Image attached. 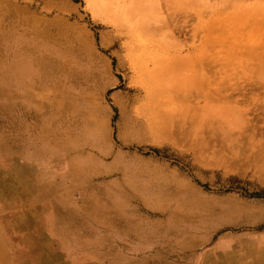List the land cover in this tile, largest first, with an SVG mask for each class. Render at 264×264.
<instances>
[{
    "label": "rangeland",
    "instance_id": "1",
    "mask_svg": "<svg viewBox=\"0 0 264 264\" xmlns=\"http://www.w3.org/2000/svg\"><path fill=\"white\" fill-rule=\"evenodd\" d=\"M159 1L0 0V264H264V0Z\"/></svg>",
    "mask_w": 264,
    "mask_h": 264
},
{
    "label": "bare ground",
    "instance_id": "2",
    "mask_svg": "<svg viewBox=\"0 0 264 264\" xmlns=\"http://www.w3.org/2000/svg\"><path fill=\"white\" fill-rule=\"evenodd\" d=\"M164 4V3H163ZM154 5H155V11L158 13V11H159V13L160 14H162L161 16H159V18L160 19H157V20H159L158 22H154V24H152L151 26H149L148 27V29L153 33V34H157L158 32L161 34V33H164L167 37H172L173 38V34H172V31H171V33L170 32H166V31H163V32H160V25H165V30H167V28L169 29V23L168 24H166V19H167V16H165L164 17V14H163V11H162V6H161V4H160V1L159 0H155V2H154V4H153V7H154ZM234 5H237V2H235L234 3ZM158 7V8H157ZM157 9V10H156ZM153 10V11H154ZM155 17V16H154ZM229 20H230V23L231 24H236L237 22H240L241 20H242V18H241V14L240 13H234V14H232V15H230L229 17H227ZM154 19H156V17L154 18ZM173 19V18H172ZM158 23V24H157ZM159 23H162V24H159ZM144 27H146V24H144L143 25ZM210 31H211V29H213L212 27H210V28H208ZM170 30V29H169ZM168 30V31H169ZM174 30V29H173ZM231 30V29H230ZM174 32V31H173ZM231 33H234L233 31H231ZM231 35H233V34H231ZM191 52V51H190ZM200 55H201V53H199ZM193 55L194 54H192V55H189L191 58L193 57ZM208 55V54H207ZM206 54H205V56H207ZM178 57V56H177ZM176 57V58H177ZM197 57V56H196ZM196 57H195V59H196ZM209 57H210V55H209ZM191 58L189 59V62L190 63H192L193 61V59H194V57L192 58V60H191ZM201 58H205L204 56L203 57H201ZM208 58V57H207ZM194 59V60H195ZM218 59V58H217ZM202 60V59H201ZM178 62H180V63H178L177 65H178V68L180 67L181 69H179V70H177V72H181L182 70H183V68H184V66L183 65H185L184 64V62H183V64L181 63V61H179V60H177ZM196 61H198L199 63H200V60L199 59H197ZM205 61H207V62H210V60L208 61V59H206ZM215 61V60H214ZM186 62V61H185ZM195 62V61H194ZM197 62V63H198ZM198 63V64H199ZM179 65H181V66H179ZM200 65V64H199ZM206 65H207V63H206ZM203 67H204V65H202ZM206 68V67H205ZM176 69H177V67H176ZM197 69V68H196ZM200 71V70H199ZM199 71L196 73V74H198L199 75ZM171 71L169 70V73H170ZM172 72H174V73H176V71H172ZM173 73V74H174ZM165 75H167L166 73H165ZM198 75L196 76L197 78H199L198 77ZM202 76V75H201ZM195 77V76H194ZM196 78V79H197ZM159 81V80H158ZM191 81V80H190ZM160 82H165V81H162V79H160ZM197 82H198V79H197ZM189 83V82H188ZM175 84H173V87H171L168 91H169V96L171 97L170 99H172V98H175V94L177 95V93H178V88H176L177 86H175ZM197 86V85H196ZM199 86V85H198ZM195 89H198L197 87L195 88ZM167 90V89H166ZM166 90H164L163 92L165 93V92H167ZM199 90H201L200 89V87H199ZM160 91V90H159ZM195 91H197V90H195ZM220 91V90H219ZM218 91V92H219ZM161 92V91H160ZM171 92V93H170ZM194 92V91H193ZM199 92V91H198ZM201 92V91H200ZM199 92V93H200ZM213 92V91H212ZM158 93V92H157ZM164 93H161L160 95H157V96H155V98H159V100L160 99H162V98H164L165 97V94ZM175 93V94H174ZM159 94V93H158ZM196 95H197V92H196ZM204 97L202 94H200V96L198 95V97L200 98V97ZM186 97V96H185ZM185 97H184V100L185 101H187V99H189V100H191V99H193V98H195V97H193V95H189V97H187V99H185ZM202 97H201V99H202ZM196 99V98H195ZM176 100V99H175ZM200 100V99H199ZM210 100H208V102H209ZM172 103V102H171ZM224 103V102H223ZM209 104V103H208ZM168 133V132H167ZM170 134V133H169Z\"/></svg>",
    "mask_w": 264,
    "mask_h": 264
},
{
    "label": "trees",
    "instance_id": "3",
    "mask_svg": "<svg viewBox=\"0 0 264 264\" xmlns=\"http://www.w3.org/2000/svg\"><path fill=\"white\" fill-rule=\"evenodd\" d=\"M249 196L250 197H262V198H264V191L262 190V192L255 193V194L251 193Z\"/></svg>",
    "mask_w": 264,
    "mask_h": 264
}]
</instances>
